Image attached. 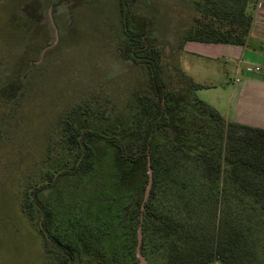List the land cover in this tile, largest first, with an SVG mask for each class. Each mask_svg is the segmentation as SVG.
<instances>
[{"label": "trees", "instance_id": "obj_1", "mask_svg": "<svg viewBox=\"0 0 264 264\" xmlns=\"http://www.w3.org/2000/svg\"><path fill=\"white\" fill-rule=\"evenodd\" d=\"M259 1L193 0L180 49L244 45ZM119 3V51L143 79L100 83L56 116L41 182L26 183L21 203L45 264H140L142 214L147 264H264V128L201 99L205 85L147 38L151 17L138 23L131 0Z\"/></svg>", "mask_w": 264, "mask_h": 264}, {"label": "rangeland", "instance_id": "obj_2", "mask_svg": "<svg viewBox=\"0 0 264 264\" xmlns=\"http://www.w3.org/2000/svg\"><path fill=\"white\" fill-rule=\"evenodd\" d=\"M131 3L132 20L151 17L147 38L166 51L168 62L199 83L220 82V74L208 73L219 70L216 62L180 49L193 0ZM121 19L119 0H0V264L48 261L21 203L26 183L41 182L58 113L100 83L123 89L143 79L141 68L120 54ZM220 89L196 93L207 101Z\"/></svg>", "mask_w": 264, "mask_h": 264}, {"label": "crops", "instance_id": "obj_3", "mask_svg": "<svg viewBox=\"0 0 264 264\" xmlns=\"http://www.w3.org/2000/svg\"><path fill=\"white\" fill-rule=\"evenodd\" d=\"M183 49L190 56L216 62L215 67H219L208 73L220 74V82L202 87L221 88L218 96L207 99L208 103L229 120L264 128V71L253 69L255 65L264 66V0L258 3L244 45L190 40Z\"/></svg>", "mask_w": 264, "mask_h": 264}, {"label": "water", "instance_id": "obj_4", "mask_svg": "<svg viewBox=\"0 0 264 264\" xmlns=\"http://www.w3.org/2000/svg\"><path fill=\"white\" fill-rule=\"evenodd\" d=\"M49 13H50L52 24L55 25L54 21L52 19L50 10H49ZM56 38H58L57 29H56ZM148 172H149V179H148V182H147V185H146V188H145V192H144V201H143L142 206H141L142 210H144V208H145L144 203L149 197L150 190H151V187H152V184H153V169H152V166H151L150 159L148 160ZM142 220H143V214L141 215V223H140V225L138 227V243H137V250L136 251H137V256L139 258L140 264H147L146 258H145V256L143 255V253L141 251V246H142V242H143Z\"/></svg>", "mask_w": 264, "mask_h": 264}, {"label": "built area", "instance_id": "obj_5", "mask_svg": "<svg viewBox=\"0 0 264 264\" xmlns=\"http://www.w3.org/2000/svg\"><path fill=\"white\" fill-rule=\"evenodd\" d=\"M253 69L254 70H257V71H264V66H262V65H255Z\"/></svg>", "mask_w": 264, "mask_h": 264}]
</instances>
